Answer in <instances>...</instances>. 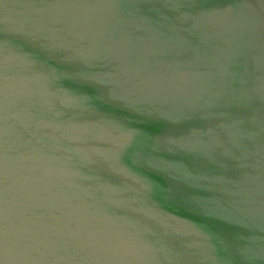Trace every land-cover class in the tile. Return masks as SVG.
I'll return each instance as SVG.
<instances>
[{"label": "water", "instance_id": "95a60500", "mask_svg": "<svg viewBox=\"0 0 264 264\" xmlns=\"http://www.w3.org/2000/svg\"><path fill=\"white\" fill-rule=\"evenodd\" d=\"M0 264H264V0H0Z\"/></svg>", "mask_w": 264, "mask_h": 264}]
</instances>
